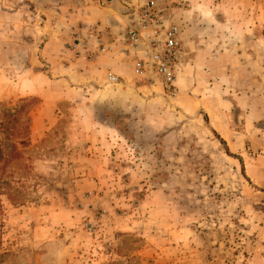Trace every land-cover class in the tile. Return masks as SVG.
Returning a JSON list of instances; mask_svg holds the SVG:
<instances>
[{
  "label": "rangeland",
  "instance_id": "obj_1",
  "mask_svg": "<svg viewBox=\"0 0 264 264\" xmlns=\"http://www.w3.org/2000/svg\"><path fill=\"white\" fill-rule=\"evenodd\" d=\"M151 1L183 54L189 24L261 14V0H0V122L24 106L2 145L0 264H264V85L200 81L185 55L170 97L95 63L92 37L112 35L90 21ZM232 35L204 40L263 59L260 32Z\"/></svg>",
  "mask_w": 264,
  "mask_h": 264
},
{
  "label": "crops",
  "instance_id": "obj_2",
  "mask_svg": "<svg viewBox=\"0 0 264 264\" xmlns=\"http://www.w3.org/2000/svg\"><path fill=\"white\" fill-rule=\"evenodd\" d=\"M250 1V0H249ZM253 1V0H251ZM257 7H259L261 14L252 15L251 17L245 16H213L210 19V22H216L215 29H212L210 25L209 28L201 27L196 28L195 25L189 24L187 30L185 31L186 38L184 42V56L186 55L185 69L188 71V74L194 75L201 78L198 80L205 79L206 81L212 80L214 84H233L238 83L239 77L250 81L246 85H253L254 81L258 84L264 85V57L263 59H254V53L250 52L246 46H234L225 45V42L221 45L215 46L214 44L210 45V42L204 40L206 34L210 32H220L223 38L232 37V32L240 33L244 37L253 38L259 35L264 36V0L257 2ZM126 12L129 10L125 7ZM100 14V18H95L93 21H90L92 24L99 26V30L110 29L111 37L109 39H97L94 41L98 45L103 46L102 52L99 49H93L95 53V63H103L107 67L106 72L112 74L114 77H127L132 74L133 69V59L136 56L134 53L124 49L123 46V28L126 24L137 23V13L130 14H120L115 17H109L103 12ZM260 15L261 18L259 17ZM236 18H238L236 20ZM100 21V22H99ZM192 22H201V20L194 19ZM240 24L238 25V23ZM235 23V26H233ZM100 24V25H99ZM211 24V23H210ZM258 24V25H257ZM102 26H104L102 28ZM199 26V25H198ZM255 27V28H254ZM92 34V33H91ZM93 35V34H92ZM122 39V40H121ZM264 50V49H263ZM262 52V51H261ZM263 56H264V52ZM245 56V57H244ZM244 58L246 60H244ZM249 58H251L249 60ZM231 61V62H230ZM216 64H220L214 70L213 68ZM206 69V73L201 75V71ZM257 70V72H255ZM262 70V72L260 71ZM115 74V75H114ZM257 74V75H254ZM233 81V82H232ZM261 81V82H260ZM195 83V82H194ZM197 83V82H196ZM202 84V83H200ZM246 98L249 99L248 94L246 93ZM232 102V101H230ZM233 107V105L231 104ZM242 108L238 103L234 104V107ZM249 109V108H248ZM226 115V113H225ZM246 119H249V115H245ZM215 129L217 132L228 138L231 134L227 131V127H223L220 123H214ZM239 148V147H238ZM88 187H92L93 181L88 182ZM95 184V183H94Z\"/></svg>",
  "mask_w": 264,
  "mask_h": 264
},
{
  "label": "built area",
  "instance_id": "obj_3",
  "mask_svg": "<svg viewBox=\"0 0 264 264\" xmlns=\"http://www.w3.org/2000/svg\"><path fill=\"white\" fill-rule=\"evenodd\" d=\"M137 18L136 25L126 27L123 36L129 51L136 55L133 72L139 78L152 75L174 97L176 72L184 59L180 29L163 23L153 1L137 12ZM145 31L149 32L147 36ZM108 81L114 83L117 78L109 74Z\"/></svg>",
  "mask_w": 264,
  "mask_h": 264
},
{
  "label": "trees",
  "instance_id": "obj_4",
  "mask_svg": "<svg viewBox=\"0 0 264 264\" xmlns=\"http://www.w3.org/2000/svg\"><path fill=\"white\" fill-rule=\"evenodd\" d=\"M24 108V106L22 107H17V108H13L11 110V112L7 111L5 112V122L1 121L0 122V136H3L4 139L1 140L2 138H0V163L4 160V150H3V141L7 140V138L12 137L15 135L14 132H17L13 126V124H15L18 120L19 117V113L22 111V109Z\"/></svg>",
  "mask_w": 264,
  "mask_h": 264
},
{
  "label": "bare ground",
  "instance_id": "obj_5",
  "mask_svg": "<svg viewBox=\"0 0 264 264\" xmlns=\"http://www.w3.org/2000/svg\"><path fill=\"white\" fill-rule=\"evenodd\" d=\"M181 36V35H180Z\"/></svg>",
  "mask_w": 264,
  "mask_h": 264
}]
</instances>
